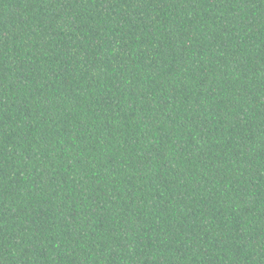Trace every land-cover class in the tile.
<instances>
[{"label":"trees","instance_id":"1","mask_svg":"<svg viewBox=\"0 0 264 264\" xmlns=\"http://www.w3.org/2000/svg\"><path fill=\"white\" fill-rule=\"evenodd\" d=\"M0 264H264V0H0Z\"/></svg>","mask_w":264,"mask_h":264}]
</instances>
